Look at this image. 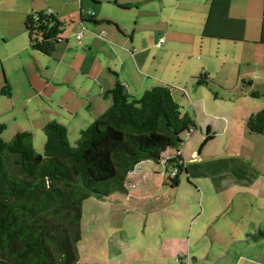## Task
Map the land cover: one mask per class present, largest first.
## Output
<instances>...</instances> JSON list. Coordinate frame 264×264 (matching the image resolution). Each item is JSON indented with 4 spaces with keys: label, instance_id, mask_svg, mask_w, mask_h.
Instances as JSON below:
<instances>
[{
    "label": "crops",
    "instance_id": "obj_1",
    "mask_svg": "<svg viewBox=\"0 0 264 264\" xmlns=\"http://www.w3.org/2000/svg\"><path fill=\"white\" fill-rule=\"evenodd\" d=\"M42 11L55 14L64 32L71 26V36L63 32L66 42L50 56L30 50L25 28L27 15ZM0 27V47L14 42L0 55L1 94L6 86L10 93L2 96L12 97V85L31 72L23 77L27 85L58 105L56 117L36 108L31 128L17 131L33 138L59 121L77 143L111 107L107 94L117 79L131 98L157 86L173 88L195 133L207 126V135L209 127L223 135L227 125L219 133L214 123L199 120L202 113L208 117L209 96L216 94L197 79L207 77L229 94L245 87L253 97L264 82V0H0ZM207 135L189 163L182 151L187 173L178 187L160 172L164 163L147 161L131 173L127 192L104 199L112 221L123 225L96 248L108 264H264V135L247 134L248 144H236V152L202 159L215 141ZM135 224L143 237L131 234ZM89 250L86 258L97 260ZM80 258L82 264L81 251Z\"/></svg>",
    "mask_w": 264,
    "mask_h": 264
},
{
    "label": "trees",
    "instance_id": "obj_2",
    "mask_svg": "<svg viewBox=\"0 0 264 264\" xmlns=\"http://www.w3.org/2000/svg\"><path fill=\"white\" fill-rule=\"evenodd\" d=\"M63 27L49 11L28 14L30 50L50 56L66 42ZM197 80L215 86L207 77ZM122 83L117 79L107 94L111 107L81 132L77 146L57 121L45 125L43 154L29 132L4 140L7 126L0 124V264H79L85 200L127 192L131 173L143 162L164 163L170 187H178L187 173L182 151L197 129L194 120L183 113L173 88L157 86L131 98ZM2 94L10 95L8 86ZM246 128L264 135V110ZM210 133L209 127L206 141ZM174 169L177 177L168 176Z\"/></svg>",
    "mask_w": 264,
    "mask_h": 264
},
{
    "label": "rangeland",
    "instance_id": "obj_3",
    "mask_svg": "<svg viewBox=\"0 0 264 264\" xmlns=\"http://www.w3.org/2000/svg\"><path fill=\"white\" fill-rule=\"evenodd\" d=\"M70 28L71 26L68 25V30L64 32V37L71 36V33L69 31ZM3 30L4 28L0 27V33ZM76 35L77 34H75V38ZM13 45L14 42L2 45L0 47V55H3L6 51H8V49L11 50ZM0 75L1 77H3L1 62ZM17 75L19 74L17 73ZM27 75L32 76L31 72H24L23 77ZM23 77L20 78V80L16 81V86L12 85V97L2 96L0 89V124H5L7 126V129L2 134V138L6 141L13 140L18 130H26L31 128L29 117L31 119H34L33 116H35L36 114V108H39L41 112L44 111L45 113H51L54 117H56V114H54L55 112L60 113L58 111V105L56 102L47 100V98L49 97L47 95H45V97L37 96L39 87L28 86L25 82L27 78ZM78 82H82L80 78L78 79ZM75 87L76 85H73V88ZM212 90L215 93H219L220 96H209L212 97V101L207 105L208 110L206 111V114L211 118L206 117L202 113L201 119L199 120L201 121V123L204 122L205 119L210 121L212 124L214 123L217 126L216 128L218 129V131H220L219 133H222V131L224 130L223 128L227 125V132L223 135H216L215 132H213L210 135L211 138L215 137V141L214 143H211V145L208 144L207 147L203 149L201 157L202 159L209 157L215 159L225 156L226 152L230 154L236 152V144H245L248 141L247 136L249 135L247 134L249 133L246 128L247 120H249V118L253 114L258 113L260 110H264V82L262 81H259L254 90L251 91L252 93L258 92L260 94L259 98H255L251 94H248L247 92H249V89L245 87L238 88L230 94L224 90L218 89L217 87H213ZM243 91H245L246 94L243 93ZM61 92L62 91L60 89V93ZM222 116L226 117V119L219 120V117ZM36 124L37 123L35 121L34 126ZM35 127L37 128V125ZM34 133L35 135L33 141L35 143V149L38 153L43 154L47 140L46 134L44 130L42 131L40 129L34 131ZM72 133L73 129L71 131V134ZM202 134L197 131V133L192 135V138L190 137L191 139L188 138L185 141L184 158L186 159L185 161L187 163L190 162L189 157H191V150H197L196 152L200 151L203 143L201 139L204 140L205 135H207V126L204 127V131ZM70 136L71 137L69 138V141L71 145L77 146L75 139H73V135ZM160 168V172L165 173V169H162V167ZM165 180L168 181L167 176L165 177ZM185 181L187 180L183 178L182 182ZM110 215V207L107 200H99L94 197L85 200L82 214L83 239L80 242L79 247L82 255V264H108V261H105V258H101L104 253H101V251L97 250L96 248H101V245L103 244L102 239L106 237V234L115 235L114 233L121 232L120 228L123 227V225L119 226L118 220L112 221ZM135 225L137 226V228L133 229L132 227L133 232H131V234L134 235L137 233L138 236H142L140 234L141 225ZM138 240L140 247L144 248L143 250H145L146 244L144 243V240ZM91 248L93 251L95 250L94 254L97 255V260L94 257L92 260H90V257L86 258L88 254L91 253V250H89Z\"/></svg>",
    "mask_w": 264,
    "mask_h": 264
},
{
    "label": "built area",
    "instance_id": "obj_4",
    "mask_svg": "<svg viewBox=\"0 0 264 264\" xmlns=\"http://www.w3.org/2000/svg\"><path fill=\"white\" fill-rule=\"evenodd\" d=\"M76 39L78 41H82V34L81 33H78L76 35ZM165 42L164 38H161L157 44V47H161L163 45V43ZM191 136H189L188 138H190ZM163 176H166V173H162ZM178 173H177V170H172L170 173H168V176L170 177H177Z\"/></svg>",
    "mask_w": 264,
    "mask_h": 264
}]
</instances>
